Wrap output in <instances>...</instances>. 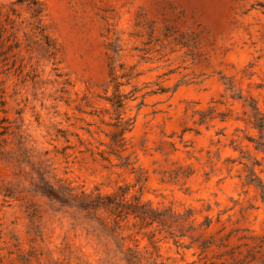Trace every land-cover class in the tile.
I'll use <instances>...</instances> for the list:
<instances>
[{
	"label": "rangeland",
	"instance_id": "1",
	"mask_svg": "<svg viewBox=\"0 0 264 264\" xmlns=\"http://www.w3.org/2000/svg\"><path fill=\"white\" fill-rule=\"evenodd\" d=\"M0 264H264V0H0Z\"/></svg>",
	"mask_w": 264,
	"mask_h": 264
}]
</instances>
